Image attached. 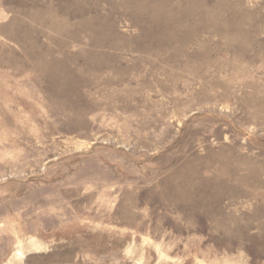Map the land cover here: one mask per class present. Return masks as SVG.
<instances>
[{"label":"rangeland","instance_id":"1","mask_svg":"<svg viewBox=\"0 0 264 264\" xmlns=\"http://www.w3.org/2000/svg\"><path fill=\"white\" fill-rule=\"evenodd\" d=\"M0 264H264V0H0Z\"/></svg>","mask_w":264,"mask_h":264}]
</instances>
